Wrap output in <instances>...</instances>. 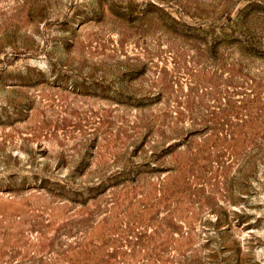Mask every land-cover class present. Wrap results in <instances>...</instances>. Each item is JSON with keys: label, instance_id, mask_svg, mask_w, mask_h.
<instances>
[{"label": "rangeland", "instance_id": "rangeland-1", "mask_svg": "<svg viewBox=\"0 0 264 264\" xmlns=\"http://www.w3.org/2000/svg\"><path fill=\"white\" fill-rule=\"evenodd\" d=\"M0 264H264V0H0Z\"/></svg>", "mask_w": 264, "mask_h": 264}]
</instances>
